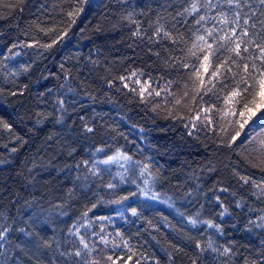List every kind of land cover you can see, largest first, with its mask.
Instances as JSON below:
<instances>
[{
  "label": "trees",
  "instance_id": "trees-1",
  "mask_svg": "<svg viewBox=\"0 0 264 264\" xmlns=\"http://www.w3.org/2000/svg\"><path fill=\"white\" fill-rule=\"evenodd\" d=\"M193 2L0 0V227L10 229L0 252L7 264L93 257L112 264L109 255L117 264H264V195L255 186L264 171L253 167L252 146L242 134L228 147L227 135L202 126L203 116L191 127L201 103L222 106L214 96L193 103L189 91L181 104L173 99L190 89L192 69L183 65L196 63L189 50L212 23H194L204 0L199 13L178 15ZM246 3L256 11L250 31L261 32L264 5ZM161 26L175 43L156 35ZM120 76L129 77V88ZM137 78L148 81V92L164 91L141 98L130 91ZM117 153L131 157L124 176L99 163ZM80 236L95 246L91 256L69 255L87 253ZM43 241L51 247L37 248Z\"/></svg>",
  "mask_w": 264,
  "mask_h": 264
},
{
  "label": "snow or ice",
  "instance_id": "snow-or-ice-1",
  "mask_svg": "<svg viewBox=\"0 0 264 264\" xmlns=\"http://www.w3.org/2000/svg\"><path fill=\"white\" fill-rule=\"evenodd\" d=\"M259 3L264 5V0H259ZM223 4L228 6L227 11L223 9ZM6 6L12 7L13 5L9 4ZM245 6L249 7V13H243V7ZM203 7L205 8V14L199 15L194 23L196 25H201L205 21H211L212 23L210 27H204L203 35L195 37L192 49L189 50V54L195 58L196 63L192 65L185 63L183 65L185 68L191 67L192 69L190 89L184 91L182 96L173 94V99L175 104L179 105L186 98H189V91L192 93L190 99L193 103L196 102L197 97H199L200 101H204V97H209V101H211L214 96L216 101L221 102L222 106L218 107L216 102H210L205 107L201 103L196 110V114L192 117L191 127L195 129L197 126L195 121L201 120V116H203L202 126L208 128L210 131L218 129L221 135H227L228 147L235 144L243 134L244 140H241V143L243 144L246 140L256 154L255 159L257 163L253 164V167H260L261 171H264V28L261 29V32L250 31V28L255 27V22L250 24V21L256 15V11L251 8L250 4L246 3V0L244 3H242V0H216L215 4L213 0H204ZM217 9L219 10L217 11ZM200 10V0H194L190 8H186L184 12L178 15L183 16L185 13L191 15L199 13ZM212 11H216L215 16L209 15ZM75 14V10L67 13L70 17ZM261 15H264V12ZM259 23L264 25V20L259 21ZM52 30L48 29V31ZM41 31H44V29H41ZM162 31L165 37L172 38L173 43L176 42L172 34L164 31L162 26L157 29L156 35L159 36ZM136 35H139V32ZM26 46L32 47L34 45ZM40 46L44 48L51 47L50 44ZM221 51L228 53L223 59L219 55ZM137 75L136 72L131 73L132 77H136ZM139 75L143 76L144 73L140 72ZM118 79L124 82V88H129V84L126 82L129 77L120 76ZM133 84L139 85V88L133 86L130 88V91L137 93L141 98L145 96L146 92L151 97L153 95L160 96L161 91H164L161 89L160 91L153 90L152 92H148L147 88L150 86L148 81L141 83L138 78L133 81ZM185 88L188 89L189 85L186 84ZM214 115L216 118L215 125L213 122ZM0 123L3 122L0 121ZM3 126L11 128V125L7 123H4ZM87 131L92 132L93 128L88 127ZM120 157L121 154L117 153V155L109 156L107 159L99 161V163L109 164L117 161ZM123 158L126 160L131 159L128 156H124ZM249 162L251 163V161ZM84 163L87 165L88 161ZM147 168V165L143 166L144 171H147ZM91 170L93 174H97L98 169H96L95 163H93ZM240 179L244 183L250 182L249 177L241 176ZM252 183L255 184L254 181ZM255 186L264 195V182L255 184ZM108 187L113 188L115 185L109 184ZM222 191H227V189H222ZM143 194L148 197L147 191ZM133 195L135 194L133 193ZM150 198L155 200L158 199V196L153 195ZM126 199H128L127 196L121 197V200ZM120 202V200L117 201V203ZM131 212L133 215L138 214L136 208H132ZM261 220L264 221V217ZM188 222L193 226L199 223L196 218H189ZM204 223L209 227H216L218 231L221 230L219 225H214L211 221H204ZM258 226L264 227V222ZM9 231V228L0 227V241L7 242L6 238ZM20 231L25 232L26 235H31L25 229H20ZM76 235H79L78 230ZM100 240L105 245L108 243L104 237H100ZM80 243L84 249L88 250L87 253L77 249L74 253H69V255L76 257L91 256V253L95 251V246L90 248L83 236H80ZM0 247H3V245H0ZM39 247L50 248L51 243L43 241L42 245H37V248ZM197 248H200L201 251L205 250L199 242L197 243ZM208 248L212 251H219V249L213 247L211 241L208 243ZM231 251V248H224L222 254H228ZM106 259L112 261V264H117L110 255ZM128 259L131 260L132 257H128ZM0 264H7V257L2 252H0ZM84 264H101V262L99 259L93 257L92 259L85 260ZM136 264H139V261Z\"/></svg>",
  "mask_w": 264,
  "mask_h": 264
},
{
  "label": "rangeland",
  "instance_id": "rangeland-1",
  "mask_svg": "<svg viewBox=\"0 0 264 264\" xmlns=\"http://www.w3.org/2000/svg\"><path fill=\"white\" fill-rule=\"evenodd\" d=\"M124 156H126V155L121 154V157L117 161H113V162L109 163L112 166L115 165L118 174L119 175L123 174V176H124V173L128 170L127 166L130 163V160H126V159L123 158ZM132 177L135 178V175L133 174ZM136 179H137V177H136Z\"/></svg>",
  "mask_w": 264,
  "mask_h": 264
}]
</instances>
